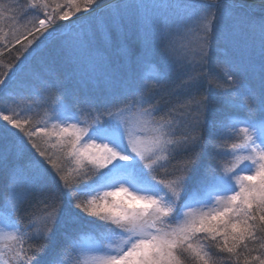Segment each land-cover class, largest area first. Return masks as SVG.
I'll use <instances>...</instances> for the list:
<instances>
[{
  "label": "snow or ice",
  "instance_id": "1",
  "mask_svg": "<svg viewBox=\"0 0 264 264\" xmlns=\"http://www.w3.org/2000/svg\"><path fill=\"white\" fill-rule=\"evenodd\" d=\"M250 7L0 3V40L23 25L0 47V264H264V2Z\"/></svg>",
  "mask_w": 264,
  "mask_h": 264
},
{
  "label": "trees",
  "instance_id": "2",
  "mask_svg": "<svg viewBox=\"0 0 264 264\" xmlns=\"http://www.w3.org/2000/svg\"><path fill=\"white\" fill-rule=\"evenodd\" d=\"M252 1L261 2V4L262 2H264V0H252ZM12 2H15V0H0V3H5V4L12 3ZM22 2H30V0H22ZM59 2L63 3L64 0H59ZM251 3L252 4H249V5H253V6L258 5L259 7L261 5V4H255L254 2H251ZM253 12L257 16V18H259V16L261 15V11L260 12L253 11ZM20 31H23L22 24L17 23L15 27H13L12 22L5 20L4 21V33L6 35H4L3 40H0V47H2V44L5 43L8 39L14 38V34H19ZM119 38H120L119 33H115V34L109 33V39H119ZM190 39L194 41L195 37L192 36L190 37ZM22 42H23V39H22ZM126 48H127V53H128L127 62L129 63L130 66H134V62L141 51V41L134 32H128L127 37H126ZM9 59L10 57L9 58L0 57V71L4 70V66L8 63ZM113 59L116 63L124 62V60L118 56H114ZM59 71L61 72V74L63 73L62 69H60ZM69 87H71V84H69ZM34 110L40 113L41 115H43V110L41 108L36 107L34 105ZM5 192H6V182L4 178L0 176V208H3V198L5 195ZM241 264H242V261H241Z\"/></svg>",
  "mask_w": 264,
  "mask_h": 264
},
{
  "label": "rangeland",
  "instance_id": "3",
  "mask_svg": "<svg viewBox=\"0 0 264 264\" xmlns=\"http://www.w3.org/2000/svg\"><path fill=\"white\" fill-rule=\"evenodd\" d=\"M239 2L243 3L246 7L247 6H251L250 10H252V11H256V12H260L261 11V5H260V7L258 5H256V6L249 5V4H252L251 2H254L255 4H261V2L252 1V0H239ZM120 195L123 196L124 194L121 193ZM0 210H3V208H0ZM5 243H8V241L0 240V245H3Z\"/></svg>",
  "mask_w": 264,
  "mask_h": 264
}]
</instances>
